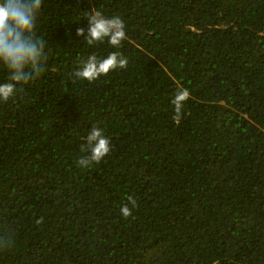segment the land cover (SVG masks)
I'll return each instance as SVG.
<instances>
[{
	"label": "trees",
	"instance_id": "obj_1",
	"mask_svg": "<svg viewBox=\"0 0 264 264\" xmlns=\"http://www.w3.org/2000/svg\"><path fill=\"white\" fill-rule=\"evenodd\" d=\"M94 9L119 48L77 35ZM36 35L41 72L0 102V264H264V0H44ZM93 126L111 150L81 167Z\"/></svg>",
	"mask_w": 264,
	"mask_h": 264
},
{
	"label": "clouds",
	"instance_id": "obj_2",
	"mask_svg": "<svg viewBox=\"0 0 264 264\" xmlns=\"http://www.w3.org/2000/svg\"><path fill=\"white\" fill-rule=\"evenodd\" d=\"M44 0H0V68L8 75L0 80V102L14 97L18 90L26 86L42 70L44 46L42 38L36 35L37 19ZM85 28L77 29L87 44L92 46L105 40L114 49L119 48L126 38L125 23L120 17H108L102 9H94L86 14ZM127 58L118 51L103 57L96 54L86 56L78 65L74 76L81 81H94L115 68H124ZM187 91L178 92L183 99ZM111 150V144L104 130L93 126L88 129L81 145L78 163L88 167L100 161ZM133 206L135 202L131 200ZM125 217L131 215L127 205L121 208Z\"/></svg>",
	"mask_w": 264,
	"mask_h": 264
}]
</instances>
